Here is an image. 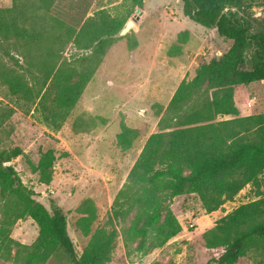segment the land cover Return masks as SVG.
I'll use <instances>...</instances> for the list:
<instances>
[{
	"label": "trees",
	"instance_id": "obj_1",
	"mask_svg": "<svg viewBox=\"0 0 264 264\" xmlns=\"http://www.w3.org/2000/svg\"><path fill=\"white\" fill-rule=\"evenodd\" d=\"M134 1L143 7L144 0ZM12 2V7L0 10V13H14L11 22L0 21V48H4L2 39L13 30L28 46L48 40L46 34L52 31L61 49L71 40L81 49H90L104 37L118 33L126 23L102 9L78 27V23L70 25L54 17L56 0ZM182 2L186 17L232 43L220 57L199 65L191 80L183 79L165 110H161L159 130L147 138L114 199L111 219L121 224L120 231L94 227V207L82 201L75 208L77 231L86 237L79 253L69 234L63 207L54 199L49 201L50 208L36 200L35 191L25 185L12 163L19 156L28 158V154L18 146L3 149L0 150V195L2 200L10 201L12 223L30 217L39 229L35 242L23 245L14 241L1 224L0 255L4 259L11 260L26 251L21 264H41L61 251L70 264H107L119 233L127 250L147 254L182 231L172 209L175 198L196 195L202 209L212 213L233 200L246 185L257 182L264 171V112L239 116L234 91L264 80V15L252 11L255 5L264 6V0ZM86 32L93 33L89 44L82 47L80 38ZM189 37L190 32L185 30L180 32L178 40L185 42ZM4 53L19 63L6 49ZM27 62L29 65V59ZM59 70L58 65L49 66L41 83L35 86H30L24 75L14 71L2 76L13 95L31 102L39 98L41 103L50 89L48 84L56 85L59 90L55 103L61 119L48 121L55 128L61 126L75 107L91 78L86 72L76 83L62 84ZM13 112L14 109H9L8 115ZM229 115L233 117L217 119ZM93 120L77 117L74 132H90L95 127ZM138 137L136 129L122 123L117 142L125 151L133 147ZM55 159V151L49 149L42 153L38 164L29 161L46 184L52 181ZM204 238L208 248L220 250L206 264H235L252 249L264 252V197L238 206L219 219Z\"/></svg>",
	"mask_w": 264,
	"mask_h": 264
},
{
	"label": "rangeland",
	"instance_id": "obj_2",
	"mask_svg": "<svg viewBox=\"0 0 264 264\" xmlns=\"http://www.w3.org/2000/svg\"><path fill=\"white\" fill-rule=\"evenodd\" d=\"M12 4V0H0V10ZM54 7L55 18L70 25L78 23V27L88 16L102 9L126 22L139 15L138 8L143 11L130 33L108 35L90 49L79 48L73 40L61 49L52 31L46 34L48 40L29 46L13 30L2 39L0 150L18 146L28 154V158L19 156L12 163L25 185L35 191L36 200L50 208L49 201L54 199L63 207L68 217L69 234L81 253L86 237L77 231L75 208L87 201L94 207V227L120 231L121 224L111 219L114 199L145 141L159 130L161 110H165L183 79L191 80L199 65L220 57L232 41L186 17L182 0H144L143 7L134 0H56ZM252 11L264 15V6L255 5ZM13 16L12 12H2L0 21L9 23ZM185 30L190 32V37L182 42L178 40L179 34ZM92 33L81 35L82 47L89 44ZM4 49L19 63L9 58ZM53 65L60 68L62 84L76 83L86 72L91 74L75 107L59 128L48 122L61 119L55 103L59 90L56 85L48 84L47 97L40 103L39 98L31 102L13 95L2 80L4 73L14 71L24 75V81L30 86H35L41 83L45 69ZM234 101L239 116L263 113L264 80L236 88ZM11 108L14 112L8 115ZM79 116L94 119L95 127L88 133H75L73 124ZM232 117L219 116L217 119ZM122 123L136 129L139 135L133 147L125 151L117 142ZM49 149L55 151L56 159L52 181L46 184L29 161L38 164L42 153ZM262 197L264 171L256 183L246 185L233 200L226 201L212 213L202 209L196 195L175 198L172 209L182 225L177 236L164 246L141 254L127 250L119 233L107 264H206L220 250L206 246L205 233L238 206ZM10 213V201L2 200L0 195V225L7 228L14 241L33 244L39 234L37 224L30 217L12 223ZM25 254L23 251L11 260L0 255V264H21ZM41 264L70 262L59 251ZM235 264H264V252L252 249Z\"/></svg>",
	"mask_w": 264,
	"mask_h": 264
},
{
	"label": "water",
	"instance_id": "obj_3",
	"mask_svg": "<svg viewBox=\"0 0 264 264\" xmlns=\"http://www.w3.org/2000/svg\"><path fill=\"white\" fill-rule=\"evenodd\" d=\"M137 13H139V15H141L143 13V11L140 8H138ZM139 15H136L134 18L128 19V21L125 23V25L118 32V35L119 36H125L128 33H130L133 30V28L135 27L136 21L139 19ZM6 164L9 165L10 163L7 162Z\"/></svg>",
	"mask_w": 264,
	"mask_h": 264
},
{
	"label": "crops",
	"instance_id": "obj_4",
	"mask_svg": "<svg viewBox=\"0 0 264 264\" xmlns=\"http://www.w3.org/2000/svg\"><path fill=\"white\" fill-rule=\"evenodd\" d=\"M146 142V141H145Z\"/></svg>",
	"mask_w": 264,
	"mask_h": 264
}]
</instances>
